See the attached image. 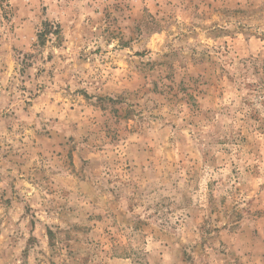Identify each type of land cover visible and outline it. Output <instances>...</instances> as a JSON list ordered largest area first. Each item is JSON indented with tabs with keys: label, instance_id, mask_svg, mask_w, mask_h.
Listing matches in <instances>:
<instances>
[{
	"label": "rangeland",
	"instance_id": "rangeland-1",
	"mask_svg": "<svg viewBox=\"0 0 264 264\" xmlns=\"http://www.w3.org/2000/svg\"><path fill=\"white\" fill-rule=\"evenodd\" d=\"M0 264H264V0H0Z\"/></svg>",
	"mask_w": 264,
	"mask_h": 264
}]
</instances>
